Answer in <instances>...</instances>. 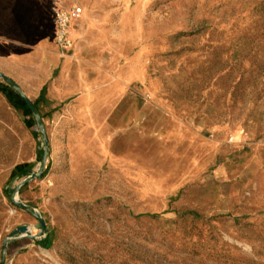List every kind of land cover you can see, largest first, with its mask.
Listing matches in <instances>:
<instances>
[{"label":"rangeland","instance_id":"1","mask_svg":"<svg viewBox=\"0 0 264 264\" xmlns=\"http://www.w3.org/2000/svg\"><path fill=\"white\" fill-rule=\"evenodd\" d=\"M55 7L81 9L68 52ZM0 34L48 142L16 196L45 234L4 264H264V0H0ZM28 129L0 135V263L39 233L9 193Z\"/></svg>","mask_w":264,"mask_h":264},{"label":"water","instance_id":"2","mask_svg":"<svg viewBox=\"0 0 264 264\" xmlns=\"http://www.w3.org/2000/svg\"><path fill=\"white\" fill-rule=\"evenodd\" d=\"M0 79L9 87L11 88L16 94L19 95V97L24 101V103L26 104V106L28 107V109L30 110L32 117L35 121L36 127L38 129V131L41 133L42 137H43V145H44V149H43V154H42V158L40 161V165L38 167V170L34 173L29 172L28 176L25 177L24 179H22V181L16 186L15 189H9V193L11 194L10 200L11 202L21 208L26 210L27 212H30L33 217H35L39 224H38V228H39V233L36 235H32L29 232V229L26 226H21L18 227L16 230H14L11 234L10 237L7 238L4 241L3 244V255H2V261L0 264H4V253H5V249L7 247V244L17 240L19 238L22 237H27L30 239H37L40 237H43L45 234V223L42 220L41 217H39L35 212L31 211V209L29 207H27L26 205H24L23 203H20L17 201V194L19 192V190L21 189L22 186H24L26 183H28L29 181L33 180V179H37L39 176H41V174L43 173L44 169H45V163H46V157H47V150H48V142L47 139L45 137V133H44V125L43 122L41 120V117L38 113V111L35 109V107L33 106V104L31 103V101H29L27 99V97L25 96V94L22 92V90L20 89V87L11 79H9L8 77H6L5 75L0 73Z\"/></svg>","mask_w":264,"mask_h":264},{"label":"crops","instance_id":"3","mask_svg":"<svg viewBox=\"0 0 264 264\" xmlns=\"http://www.w3.org/2000/svg\"><path fill=\"white\" fill-rule=\"evenodd\" d=\"M6 46H7V39L0 34V73L5 75L6 77H8L9 79H11L12 81H14L19 87L20 89L23 91L22 87L20 86L19 82L17 80H15L10 73H8V71L6 70L7 66L9 65V61H8V56H7V52L5 51L6 50ZM4 50V51H3ZM3 53L5 55H3ZM5 67V68H4ZM47 91V87H46V84L42 86V88L40 89L39 91V94L36 98V101L34 103H36L37 105V108H38V103L42 100H44V96H45V93ZM41 92H42V95H41ZM0 95L2 97H4L1 93ZM5 101L7 102L6 98L4 97ZM38 102V103H37ZM7 104L9 105V103L7 102ZM10 106V105H9ZM11 107V106H10ZM12 108V107H11ZM14 109V108H12ZM15 110V109H14ZM24 117H23V120H21L20 122H14L16 123L15 125L16 126H13L11 125L7 119H0V135H8V139H11L12 142H13V148H17L14 146V143L17 141V136L16 135H21V136H24V135H31V133L29 132V129L26 127L25 125V122H24ZM19 133V134H18ZM11 135V136H9ZM25 138V137H24ZM19 139V138H18ZM19 142L18 145H19V148L23 147L24 148V144L21 143L22 141H20L19 139ZM18 150V148H17ZM27 165L28 163H24L22 164L19 163V164H16L13 169L18 166V165ZM12 169V170H13Z\"/></svg>","mask_w":264,"mask_h":264},{"label":"built area","instance_id":"4","mask_svg":"<svg viewBox=\"0 0 264 264\" xmlns=\"http://www.w3.org/2000/svg\"><path fill=\"white\" fill-rule=\"evenodd\" d=\"M81 16V9L73 8H53L52 17L55 24V43L57 47L63 51L68 52L73 48V40L70 36V29L74 22Z\"/></svg>","mask_w":264,"mask_h":264},{"label":"trees","instance_id":"5","mask_svg":"<svg viewBox=\"0 0 264 264\" xmlns=\"http://www.w3.org/2000/svg\"><path fill=\"white\" fill-rule=\"evenodd\" d=\"M0 93L3 94V96L6 98L7 102L16 109H20L23 112L24 115V120H25V125L27 128H31L32 126L35 125V121L32 117V114L30 112V110L28 109V107L26 106V104L24 103V101L19 97L18 94H16L11 88H9L7 85L3 84L0 85ZM42 95V92H41ZM33 106L35 107V109L38 111L37 105L36 103H33ZM47 171V170H46ZM46 171L42 174V176H44L46 174ZM29 173V168L27 165H18L16 166L12 173L11 176L12 177H22L24 175H27ZM41 176V177H42ZM38 245L41 248H48L50 245V242L48 240L47 237H45L43 240H41Z\"/></svg>","mask_w":264,"mask_h":264},{"label":"bare ground","instance_id":"6","mask_svg":"<svg viewBox=\"0 0 264 264\" xmlns=\"http://www.w3.org/2000/svg\"><path fill=\"white\" fill-rule=\"evenodd\" d=\"M29 232H30L31 234H33V233H34L33 229H29Z\"/></svg>","mask_w":264,"mask_h":264}]
</instances>
